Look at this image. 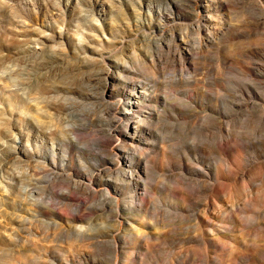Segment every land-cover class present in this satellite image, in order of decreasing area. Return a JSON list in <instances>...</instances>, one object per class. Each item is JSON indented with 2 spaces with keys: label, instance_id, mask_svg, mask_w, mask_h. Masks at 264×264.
<instances>
[{
  "label": "rangeland",
  "instance_id": "1",
  "mask_svg": "<svg viewBox=\"0 0 264 264\" xmlns=\"http://www.w3.org/2000/svg\"><path fill=\"white\" fill-rule=\"evenodd\" d=\"M262 15L264 0H0V264H228L218 238L264 247ZM139 87L133 141L115 109Z\"/></svg>",
  "mask_w": 264,
  "mask_h": 264
},
{
  "label": "bare ground",
  "instance_id": "2",
  "mask_svg": "<svg viewBox=\"0 0 264 264\" xmlns=\"http://www.w3.org/2000/svg\"><path fill=\"white\" fill-rule=\"evenodd\" d=\"M261 19L262 21H264V15L261 16ZM140 90H136L132 97L129 99V102L128 104L124 105L123 107L121 108H116L115 110L117 111V119L120 120L121 122H124L125 121H128V123H126V129H125V134L131 138L133 141L136 139V137L138 138H142L145 134H147V130H145L143 127H144V124L146 123V117L143 116V115H139V112L141 110V108L143 107L144 105V102L149 98V95H148V90L142 88V87H139ZM109 91V89H108ZM152 91V89L150 90ZM150 116V115H149ZM142 131L144 133H142ZM230 140V139H229ZM228 140V141H229ZM225 141V140H224ZM233 141V140H232ZM226 142V141H225ZM231 142V141H230ZM228 143V142H227ZM227 143H222L221 145L223 146L224 149H228L227 147ZM220 144V142H219ZM219 144H217L219 146ZM230 144V143H228ZM233 144V142H232ZM231 145V144H230ZM234 145V144H233ZM232 146V145H231ZM221 147V146H220ZM221 149V148H220ZM142 153L141 155L139 156V164L136 168V170L130 172V175L127 179V185L128 186H132V182H136L137 179H139V175L143 172L144 169H146V167L144 166L143 167V163H142ZM142 164V165H141ZM123 171L121 170V173ZM197 173H200L199 171H196ZM198 175V174H197ZM212 186V185H211ZM223 186L225 187V185L223 184ZM220 187L221 189H217V190H213V192L215 193V195L217 197H221L222 199H225L227 198L226 196H228L227 200H230V196H231V200H232V197L233 194H230L227 192V187ZM212 189H214L213 187H210ZM241 190H237L234 192V194H237L239 195V192ZM103 194V197L105 199H112L113 197L111 196V192L109 191V189L105 190L102 192ZM235 195V196H237ZM230 200V201H231ZM229 202V201H228ZM218 203V202H217ZM216 205V204H214ZM219 205V204H218ZM224 205V204H223ZM220 207H223V206H220ZM227 207V206H225ZM224 207V208H225ZM223 208V209H224ZM228 208V207H227ZM213 209L215 210V206L211 207L209 206V211H210V214L211 216H213V213L215 214V212L220 209L218 208L215 212H213ZM221 210V209H220ZM226 209H224L225 211ZM226 212V211H225ZM234 212V211H233ZM236 212V211H235ZM219 213V212H218ZM248 215V214H247ZM246 218V217H245ZM250 218V216H249ZM244 219V218H243ZM243 220H241L242 222ZM249 221V220H248ZM260 225V223L258 224ZM214 226V225H212ZM256 230V229H255ZM213 231V230H212ZM256 232V231H255ZM257 232H264V226H258L257 228ZM256 232V233H257ZM244 241V240H243ZM245 242V241H244ZM222 243L223 240L221 238H218V241H216L214 244L219 247V248H222L226 251L229 252V258H228V264H236V260H238V262L242 261L243 263L242 264H264L263 262H260V263H257V262H253L252 261V258L251 256H255L254 254L252 253H255L257 252V254H259L260 256H263L264 258V247L262 245H258L257 241L255 240L254 241V244H252V246H248L247 244L245 245H242V250L238 251L237 250V246L231 244V247H226V246H222ZM226 243V242H225ZM224 243V245H225ZM227 244V243H226ZM244 244V243H243ZM251 255H250V254ZM240 260V261H239Z\"/></svg>",
  "mask_w": 264,
  "mask_h": 264
}]
</instances>
